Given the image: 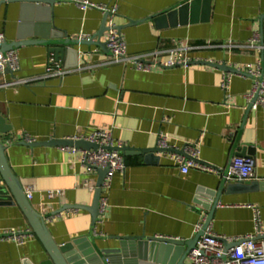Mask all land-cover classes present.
<instances>
[{"label": "crops", "instance_id": "1", "mask_svg": "<svg viewBox=\"0 0 264 264\" xmlns=\"http://www.w3.org/2000/svg\"><path fill=\"white\" fill-rule=\"evenodd\" d=\"M77 1L117 8L114 20L129 55L165 63L172 50L182 47V58L190 62L155 65L147 72L111 62L106 47L108 14L84 9ZM187 1L57 0L51 8L54 30L71 40L90 35L103 45L81 40L85 42L73 46L77 56L64 54L59 60L73 70L64 78L42 77L50 62L57 61L47 46H21L16 48L20 70L0 76V82L29 80L0 88V117L10 128L3 135L8 165L22 188L34 184L38 192L32 206L44 217L55 242L71 244L69 254L78 255L81 264H137L124 253L103 254L105 249L121 247L119 236L191 240L201 211L209 214L214 204L211 226L216 234H252L258 216L264 230V109L249 108L246 94L252 80L238 72L249 63L264 65V50L251 46L254 34L264 46V0H210L207 21L201 19L202 6L198 21L174 27L157 28L148 20ZM21 15L20 2L0 7L6 42L16 40ZM140 20L144 21L129 25ZM98 130L109 132L116 148L122 144L155 149L160 134L171 145L199 144L202 162L221 169H227L233 157H251L256 163L255 181L262 186L229 190L234 182L225 181L220 173L192 168L182 174L159 151L153 162L121 152L125 169L114 174L105 193L107 206L94 226L90 211L66 207L92 204L98 171L82 166L80 152L71 153L70 146L48 142L87 137ZM25 136L32 142H25ZM48 190L64 193L48 200L42 194ZM8 196L0 173V231L24 235L22 244L0 239V264L45 263L44 245L32 233L23 209Z\"/></svg>", "mask_w": 264, "mask_h": 264}, {"label": "built area", "instance_id": "2", "mask_svg": "<svg viewBox=\"0 0 264 264\" xmlns=\"http://www.w3.org/2000/svg\"><path fill=\"white\" fill-rule=\"evenodd\" d=\"M9 3L17 0H0V2ZM84 9L90 7L97 8L108 14L109 36L106 41V47L112 55L111 62L129 65L137 70L150 71L155 65L173 67L175 65H187L190 61L181 56L182 47L171 51L169 60L165 63H159L148 59L145 55H129L124 40V35L118 29L115 23L117 8L102 5H93L86 1H77ZM89 36L82 34L79 40H91ZM259 35L254 34L251 38V46L259 52L264 50V46L258 44ZM6 42V35L0 30V76L10 72L15 74L20 70V57L16 49L2 52V46ZM42 77L59 76L64 78L71 69L64 67L62 62L52 60ZM238 72L241 75L248 76L252 80L251 90L246 94V100L250 109H264V65L259 62L256 65L251 63L239 67ZM27 79H14L13 81L0 82V88L19 83H28ZM228 77L226 76L223 87L227 88ZM25 142H32V138L25 136ZM73 140H85L98 145L97 149H82L67 147L71 153L80 152V163L89 172H96L98 169H107L102 185V197L99 204V213L105 210L108 199L105 196L106 191L111 186V181L116 172L123 171L126 163L121 152L113 146L111 134L105 130H98L87 137H75ZM122 147V144L117 148ZM199 144L186 143L182 146L171 145L164 134H160L157 143V149L163 156L180 168L182 174H187L190 169L195 168L209 173H220L229 182H252L257 179L255 160L251 157H233L227 169H221L210 164L202 162L200 158ZM96 187H92V189ZM23 190L26 198L31 201L38 192L34 184H25ZM62 190H48L42 194L48 200H54L63 195ZM255 209V208H254ZM256 214L259 215L257 209ZM208 212L201 211V221L196 225L195 232L199 233L204 229L208 222ZM259 217V216H258ZM256 220V228L252 234L239 237H227L216 234L211 223L204 229L203 235L198 240L196 247L188 255L187 264H264V230L260 227L259 218ZM99 221V220H98ZM196 233V234H197ZM22 232L16 230L0 231V239L10 238L19 244L24 241Z\"/></svg>", "mask_w": 264, "mask_h": 264}, {"label": "water", "instance_id": "3", "mask_svg": "<svg viewBox=\"0 0 264 264\" xmlns=\"http://www.w3.org/2000/svg\"><path fill=\"white\" fill-rule=\"evenodd\" d=\"M21 3V21L18 29V35L15 41L5 42L2 46V52L13 50L25 45H44L48 47L50 54H54L55 59L59 61L64 57V54L77 56V51L73 46L82 44L85 41L71 40L67 35L61 34L58 30H54V26L51 21V8L55 5L57 0H17ZM6 4L0 2V7ZM46 5L44 8L42 5ZM210 0H189L183 3L181 6L161 12L150 16L148 20H152L157 28H164L168 26H177L178 23H194L198 21V10L203 6L202 21L209 19L210 13ZM188 16V18H187ZM140 21H130L129 25H136ZM105 26V23H104ZM120 30V28L118 27ZM91 43L100 45L101 42H93V39L88 40ZM101 45H103L101 43ZM77 61V60H76ZM202 63V62H201ZM76 64V63H75ZM222 69H228L226 65L219 66ZM4 119L0 117V173L4 182L5 189L8 190L11 197L16 204L23 209L32 233H34L40 240L48 255V260L43 264H81L78 255L69 254L72 250L71 244L64 246L58 245L53 239L44 217L34 209L31 202L26 198L25 191L23 190L19 179L12 172L8 165L5 156V145L3 144V135L10 129L4 124ZM52 145H64L82 149H97L98 145L87 142L85 140H59L48 142ZM120 152H127L135 155H143L148 162L155 161L153 154L159 151L155 149H139L123 146L116 148ZM97 187L94 193L93 202L90 206H67L69 209H87L92 216L93 225L99 220L100 211L99 204L102 197V185L107 174V169H98ZM226 181V179L224 178ZM262 184L257 181L252 182H235L233 185H229V190H246L257 189ZM6 192V190H5ZM217 203V202H216ZM214 206L209 213L208 222L209 225L212 221L214 212ZM204 227V229L206 228ZM204 229L197 233L191 240H179L175 238L167 237H150L146 235L142 236H119L118 240L122 242L121 247L118 249H105L103 254L110 253H124L125 256H131L135 258L137 264H187L186 260L189 253L196 247V244L200 237L203 235Z\"/></svg>", "mask_w": 264, "mask_h": 264}]
</instances>
